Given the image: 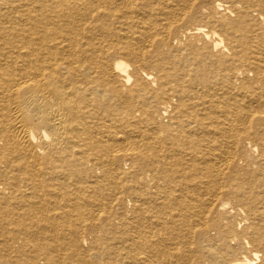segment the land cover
<instances>
[{"label":"bare ground","instance_id":"obj_1","mask_svg":"<svg viewBox=\"0 0 264 264\" xmlns=\"http://www.w3.org/2000/svg\"><path fill=\"white\" fill-rule=\"evenodd\" d=\"M0 264H264V0H0Z\"/></svg>","mask_w":264,"mask_h":264}]
</instances>
